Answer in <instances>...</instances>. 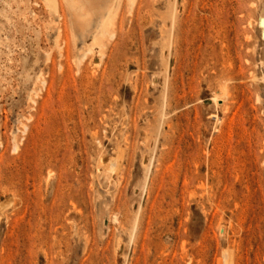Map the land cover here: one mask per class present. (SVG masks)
<instances>
[{"label": "rangeland", "instance_id": "rangeland-1", "mask_svg": "<svg viewBox=\"0 0 264 264\" xmlns=\"http://www.w3.org/2000/svg\"><path fill=\"white\" fill-rule=\"evenodd\" d=\"M103 1L0 0V264H264V0Z\"/></svg>", "mask_w": 264, "mask_h": 264}, {"label": "bare ground", "instance_id": "bare-ground-1", "mask_svg": "<svg viewBox=\"0 0 264 264\" xmlns=\"http://www.w3.org/2000/svg\"><path fill=\"white\" fill-rule=\"evenodd\" d=\"M45 1L51 3L52 5H54L56 3V0H45ZM117 1L118 0H105V1H103V3L101 5H95V13L94 14H92L90 12H86L83 14L76 15V23L79 26V33H78V35H75V39L76 40H86V38L91 37L92 40L95 41L97 39V34L100 33V31L103 29L105 22L111 21L109 19L113 13V10L115 8ZM119 1H121V0H119ZM47 6H49V5H47ZM80 7H81V9H84L85 6H84V4H81ZM118 9H119V7H118ZM115 13H116V11L114 12V14ZM175 13L176 12L172 13L173 18H174ZM106 26H105V28H107ZM221 89L223 90V95L220 96L219 99H216L217 102L223 101V99L225 100L227 98L226 97V95H227L226 86L222 87ZM109 162H110L109 172H111V173L116 172L120 166L119 156L117 155V157L112 158Z\"/></svg>", "mask_w": 264, "mask_h": 264}]
</instances>
